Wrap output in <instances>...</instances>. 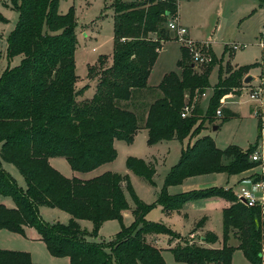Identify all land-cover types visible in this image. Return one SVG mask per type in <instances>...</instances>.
Instances as JSON below:
<instances>
[{"label":"trees","instance_id":"1","mask_svg":"<svg viewBox=\"0 0 264 264\" xmlns=\"http://www.w3.org/2000/svg\"><path fill=\"white\" fill-rule=\"evenodd\" d=\"M10 3L19 18L7 36L6 58L21 56V60L0 74V195L14 201L12 208L0 203V229L23 233L24 226L35 228L49 253L67 256L69 264H166L164 248L148 241L149 236L157 234L178 238L167 247L176 262L231 264L238 249L251 264H264V205L246 206L237 200L231 187L213 186L175 195L166 192L169 185L180 184L190 176L213 172L234 175L253 168L257 163L249 159V154L256 145L246 150L236 145L221 149L210 136L197 137L164 178L156 203L165 213L180 210L186 201L212 196L231 202L222 209L220 247L212 246L217 236L211 231L205 232L198 243L188 236L180 240L182 237L163 223L147 220L151 206L134 196L133 219L128 225L122 224V211L129 208L124 191L132 189L127 175L104 171L88 179L66 177L49 162V158L61 156L72 170L89 172L115 160V140L131 143L141 129L147 133V144L153 145L193 137L204 122L222 123L238 117L221 100L241 88L250 66L227 69L226 76L221 75L219 66L217 82L202 115L201 98L211 87L209 77L214 66L221 62L213 52L210 62L199 71L181 43L179 72L166 73L154 87L147 83L163 42L177 40L167 22L177 16L178 1L114 0L112 63L104 67L100 56L97 65L88 66V78L97 79L95 91L91 98L79 101L76 97L87 85L75 87L73 9L59 13L58 0ZM259 6L264 7V0H259ZM0 20H4L1 13ZM261 41L264 47V37ZM96 67H101L97 73ZM151 95L157 97L148 103ZM126 100L132 104L131 110L121 105ZM184 106L191 109L182 117ZM2 162L15 165L24 178L25 189L18 186ZM126 167L154 184L153 165L129 156ZM253 178L264 179V173ZM41 206L58 208L70 217L66 223L46 221L39 213ZM80 219L91 221V231L81 228ZM109 219L121 223L115 237L109 242L91 239ZM203 222L201 219L192 232ZM231 236L237 238V245L228 243ZM0 264L38 263L32 261L29 252L0 248Z\"/></svg>","mask_w":264,"mask_h":264},{"label":"rangeland","instance_id":"2","mask_svg":"<svg viewBox=\"0 0 264 264\" xmlns=\"http://www.w3.org/2000/svg\"><path fill=\"white\" fill-rule=\"evenodd\" d=\"M136 1V0H130ZM177 18L180 24L187 29L191 43L186 42L189 60L195 63L196 69L201 70L207 65L212 57V52L221 61L214 66L209 77L210 86L205 90L206 95L201 98L202 115L208 105V100L213 93L212 87L217 82L219 66L222 69L221 75L226 76L227 69H235L238 66H250L245 73L255 76L252 82L244 83L240 89L229 92L232 98H228L226 105L238 113V117L230 118L221 123L217 120L214 123L204 122L199 134L193 137H186L182 141L177 139L166 140L154 147L147 144L146 132L136 134L131 143L117 140V155L114 161L105 163L90 172H79L72 170L64 157L55 156L50 164L66 177L77 176L88 179L104 171H114L121 175H127L132 189H125L124 195L128 203V210L122 212V224L128 225L131 222L130 210L134 207V198L144 204L150 205L145 218L149 221L161 222L182 238L186 239L191 229L204 219L197 232L188 235L189 240L198 243L201 235L207 231L216 234V247L222 245V207L226 199L222 197H208L204 199L189 200L184 203L187 206L182 210L170 211L164 214L162 206L157 204V198L161 191L164 178L170 168L180 158L181 152L192 145L197 137L208 135L212 138L218 148L224 149L230 145H236L243 150L249 146H257L264 152V47L259 43L263 38L261 35L264 29V7L259 6V0H177ZM114 0H58V11L66 14L70 8L73 9L75 18L74 33L76 46L74 53L73 70L77 77L76 89L87 85L84 89V97L91 98L94 94V79L88 78V66L97 65L98 58L102 59L103 66L112 63L113 54V4ZM0 13L4 20H0V74L7 67H15L21 60V56H15L8 60L6 58L7 36L14 29L19 14L11 6L10 0H0ZM174 33V32H172ZM193 40V41H192ZM180 40L165 41L159 50L156 61L152 67L147 83L156 86L163 76L170 72H179L177 61L181 56ZM236 45V48L232 46ZM200 58H204L203 61ZM237 65V66H236ZM96 73L101 67H96ZM97 81V79H96ZM253 87H259L260 99H250L249 92ZM81 93L77 100L84 99ZM225 96V95H224ZM156 95L147 97L152 102ZM224 103V97L221 100ZM122 106L132 109V104L126 100L121 101ZM143 118V117H142ZM200 121L197 122L199 124ZM217 126V129H213ZM261 127V128H260ZM260 128V129H259ZM261 133L262 137L257 138ZM196 137V138H195ZM195 138V139H194ZM129 156L143 159L155 167V164L148 159L155 160L158 165L157 173L153 176L154 184L148 183L143 178L134 174L126 167V160ZM4 169L15 179L18 186L25 189L26 184L23 176L12 163L3 162ZM253 168L246 170L252 172ZM255 172V173H254ZM255 174L261 172V165L255 166ZM250 175V174H249ZM229 186L233 191L238 190V180L235 175H226L222 172L205 173L185 178L180 184L169 185L167 193L175 195L187 193L196 189L207 187ZM6 207H14V201L10 196L3 198ZM229 204L231 203L227 200ZM39 213L46 221H59L66 223L70 215L58 208L47 206L39 207ZM82 229L91 231L92 223L86 219L78 220ZM121 223L118 219H109L101 223L96 237L91 239L109 242L120 230ZM24 232L18 233L7 229H0V248L9 250H21L30 253L32 261L38 264H69L67 256L56 257L49 253L45 243L41 240L35 228L24 226ZM170 244L178 240H171ZM231 243L238 244L235 236L230 237ZM201 243V242H200ZM262 247L264 248V240ZM163 257L166 264H187L174 260L170 250H163ZM261 251H263L261 249ZM264 253V251H263ZM264 261V255L262 256ZM232 264H249L241 250H235L232 256Z\"/></svg>","mask_w":264,"mask_h":264},{"label":"built area","instance_id":"3","mask_svg":"<svg viewBox=\"0 0 264 264\" xmlns=\"http://www.w3.org/2000/svg\"><path fill=\"white\" fill-rule=\"evenodd\" d=\"M167 27L170 31L174 32L177 40H180L181 43L189 42L191 43V39L189 38L187 34V29L180 25L178 23L177 16L171 18L167 22ZM262 37H264V29L261 32ZM193 41V40H192ZM260 44L263 46V41H260ZM233 48H236V45L232 46ZM201 61L204 60V58H200ZM208 60H211V57L208 58ZM260 88L259 87H253L249 92L250 99H260ZM190 107L184 106L181 112V116L185 117L189 115L190 113ZM217 114H220V111L217 110ZM264 137H262L263 139ZM249 159L252 162H255L257 164L261 165V174L264 173V152L263 149L258 148L257 146L255 149L249 154ZM256 175V174H255ZM254 175V176H255ZM253 175H248L245 177H242L239 179V188L238 190L233 191L235 194L237 200L246 206H263L264 205V179H254ZM264 251V248H262ZM262 251V256L264 255Z\"/></svg>","mask_w":264,"mask_h":264},{"label":"crops","instance_id":"4","mask_svg":"<svg viewBox=\"0 0 264 264\" xmlns=\"http://www.w3.org/2000/svg\"><path fill=\"white\" fill-rule=\"evenodd\" d=\"M178 23L180 24V22H179V20H178ZM181 25V24H180ZM172 40H174V39H171V40H168V41H172ZM261 41V40H260ZM164 43V42H163ZM260 43V42H259ZM181 46V45H180ZM179 46V47H180ZM263 47V46H262ZM181 51V50H180ZM237 66V65H236ZM214 69V68H213ZM213 71V70H212ZM211 75V74H210ZM252 76V75H251ZM255 79V76H252V80L250 81V82H252L253 80ZM92 81H94V84H96V79H94V80H92ZM148 86H150V87H154V85H149L148 84ZM95 91V90H94ZM84 93V92H83ZM82 93V94H83ZM204 95H206V93L204 94ZM203 95V96H204ZM82 97H84V94H83V96ZM85 98H87V96H85L84 97V99ZM228 98H232V97H230V95H225L224 96V103L222 104L224 107H227V108H229L227 105H226V102H227V99ZM230 109V108H229ZM233 111V110H232ZM237 113V112H236ZM238 114V113H237ZM146 132L144 129H141L140 130V132ZM139 133V131L136 133V134H138ZM146 134V139H147V133H145ZM196 138V137H195ZM194 138V139H195ZM166 140H162V141H160V142H158V143H156V144H153V145H149V146H152V147H154L155 145H157V144H159V143H162V142H165ZM117 140H115V142H114V146L116 147V145H117ZM54 158V157H53ZM53 158H49V162H51V159H53ZM147 161H151V162H153L154 164H155V167H156V172H155V175H156V173H157V169H158V165L156 166V164H157V162H155V160L153 159V160H151V159H148ZM2 167L4 168V165H3V162H2ZM53 167H56L57 168V166H53ZM95 170V169H94ZM93 171V170H92ZM255 171V166L253 167V170H252V172H249V171H244V172H242V173H239V174H234L235 175V177H236V180H238L239 181V179L240 178H242V177H245V176H248L249 174L250 175H252V173ZM90 172V171H89ZM114 172V171H113ZM102 173V172H101ZM255 173V172H254ZM226 174V173H225ZM96 175H98V174H96ZM226 175H228V174H226ZM95 176V175H94ZM238 185H239V182H238ZM229 186H224V188H228ZM233 189V188H232ZM2 196L0 195V203H3L4 202V200L2 201ZM3 198H4V196H3ZM5 203V202H4ZM184 206V205H183ZM183 206H182V208L180 209V210H182L183 209ZM227 206H229V202L226 200V201H224V206L222 207V209L224 208V207H227ZM185 207H187V206H184V208ZM125 210H128V209H125ZM125 210H123L122 212H124ZM179 211V210H178ZM130 212H131V210H130ZM164 214H167V213H165L164 212ZM132 219H133V217H132V214H131V221H132ZM194 229V228H193ZM198 229H199V227L198 228H196L195 229V231H193V233H195V232H197L198 231ZM200 230V229H199ZM190 233H192V229H191V231L187 234V235H182V236H188ZM168 235H166V234H157V235H151V236H149L148 237V241H150L152 244H155V245H157V246H160V247H162V248H166L167 249V247H169V246H171V245H173V243L174 242H171V244H170V241H169V239H168V237H167ZM202 236V235H201ZM228 243L229 244H231V245H234L233 243H231V240L229 239L228 240ZM212 246H214V247H216V243L214 244V245H212ZM221 246V245H220ZM219 246V247H220ZM168 250V249H167ZM164 252V251H163ZM163 252H162V254H163ZM179 263H182V262H179ZM248 263L249 264H251L249 261H248ZM232 264V263H231Z\"/></svg>","mask_w":264,"mask_h":264},{"label":"water","instance_id":"5","mask_svg":"<svg viewBox=\"0 0 264 264\" xmlns=\"http://www.w3.org/2000/svg\"><path fill=\"white\" fill-rule=\"evenodd\" d=\"M252 80V76L251 75H247L244 79V83H248ZM213 129H217V126H214Z\"/></svg>","mask_w":264,"mask_h":264}]
</instances>
